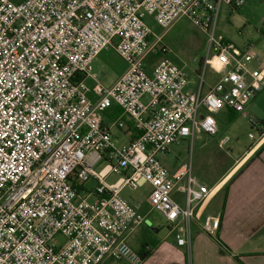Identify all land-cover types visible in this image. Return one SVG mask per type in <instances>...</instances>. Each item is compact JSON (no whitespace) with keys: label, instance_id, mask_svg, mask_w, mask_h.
Instances as JSON below:
<instances>
[{"label":"built area","instance_id":"built-area-1","mask_svg":"<svg viewBox=\"0 0 264 264\" xmlns=\"http://www.w3.org/2000/svg\"><path fill=\"white\" fill-rule=\"evenodd\" d=\"M245 2L0 0V264H143L127 236L146 218L122 192L146 185L151 208L169 226L183 224L176 242L190 250L195 210L212 190L194 175L191 155L172 171L159 156L181 141L193 143L196 131L216 136L212 115L223 108L245 114L260 92L264 68L253 67L254 45L239 47L216 35L221 8L238 10ZM146 17L164 32L187 18L207 35L196 90L165 55L147 70L159 46L167 48ZM111 47L126 62L125 72L111 86H90L94 61ZM212 55L221 74L204 93ZM114 105L122 115L107 125L104 114ZM127 122L134 137L119 147L111 131L127 129ZM111 175L119 177L115 183L107 181ZM91 179L97 186L88 191ZM174 190L185 195L184 208ZM219 225V216H208L203 230L216 236Z\"/></svg>","mask_w":264,"mask_h":264},{"label":"rangeland","instance_id":"rangeland-1","mask_svg":"<svg viewBox=\"0 0 264 264\" xmlns=\"http://www.w3.org/2000/svg\"><path fill=\"white\" fill-rule=\"evenodd\" d=\"M145 21L154 32L155 37L164 34L161 47L167 48V54L161 53L160 56L162 49L159 46L152 59L146 62L147 70L150 71L152 64L159 60L162 55H165L184 69L189 81L188 89L196 90L202 79L201 61L203 62L206 58L207 35L187 18L180 19L166 32L157 25L153 18L146 17ZM216 35L224 37L226 41L239 47L252 43L254 51L259 55V60L255 61L253 65L257 68H259L258 66L261 67L259 63L263 62L264 64V0H246L245 4L238 10L230 9L227 11L226 6H223L216 26ZM126 68V62L111 47L104 50L94 61L92 74L104 73L105 76L101 80V84L107 86L112 84ZM220 74L219 62L212 55L205 70L204 93L210 86L216 84ZM202 111L203 109H201ZM246 112L264 124V84L260 92L248 104ZM243 115H234L227 108H223L222 111L214 115V120L218 124L217 136L199 134L196 135L193 143H190L189 140L181 141L172 146L166 156H159V160L166 168L170 169L184 162H189L191 155L194 175L210 185L260 136V132L252 127L249 117L246 116L248 117L246 118ZM120 131L119 129L112 130L113 140L119 147L128 142V138ZM250 134H253L255 138H251ZM225 137H229L230 141L224 147L219 146V141ZM103 165V163L99 164L96 170H101ZM118 178L116 175H111L107 181L115 183ZM96 186L95 179L85 183V188L88 191L94 190ZM150 190V186L146 185L138 190L127 188L122 192V196L146 218L144 226L142 225L127 236V243L136 252H139L141 244L144 242H148L150 247H154L155 243L150 239L152 237L162 239L168 233L164 218L154 211L148 202ZM175 199L181 207H185L184 195ZM152 228L158 232L153 233L150 230ZM58 240L61 243L64 242L63 237H58ZM103 264L125 263L108 259Z\"/></svg>","mask_w":264,"mask_h":264},{"label":"crops","instance_id":"crops-1","mask_svg":"<svg viewBox=\"0 0 264 264\" xmlns=\"http://www.w3.org/2000/svg\"><path fill=\"white\" fill-rule=\"evenodd\" d=\"M226 10L229 11L230 8L226 6ZM259 64L261 65V67L258 66L259 68H264L263 62ZM104 76V73L94 75L95 79L89 78L87 83L90 86L97 81L101 83ZM120 76L107 86L113 85ZM205 114L207 112L203 109L200 115ZM121 115V109L114 105L105 112L104 122L108 125ZM214 115H212L213 118ZM243 116H248V113L245 112ZM120 132L128 138L126 144L134 137L131 122H127V129ZM259 132L260 136L256 142L239 158H236L219 178L210 185L199 180L212 190V195L195 210L190 229V250L187 246H178L176 242L177 233L184 231L183 224L172 227L164 219L168 233L162 239L155 237L150 239L156 243V248L150 258L143 261V264H264V124ZM199 134L205 133L196 131L194 140ZM176 167L169 170L172 171ZM182 195L184 194L177 190L172 193L174 199ZM208 216L220 217L216 236H210L203 230L204 221ZM150 230L153 233L158 232L154 228ZM147 249L151 248L148 246Z\"/></svg>","mask_w":264,"mask_h":264},{"label":"trees","instance_id":"trees-1","mask_svg":"<svg viewBox=\"0 0 264 264\" xmlns=\"http://www.w3.org/2000/svg\"><path fill=\"white\" fill-rule=\"evenodd\" d=\"M161 53H164V54H166V51H164V49H162L161 50V52H160V56H161ZM163 56V55H162ZM153 57V56H152ZM152 57L151 58H149V59H152ZM201 65H202V61H201ZM233 112V111H232ZM233 114L234 115H237L236 113H234L233 112ZM84 187L82 186V187H80V189H83ZM149 245H148V243L147 242H144L143 244H142V247H141V249H140V251H139V254H140V256L142 257V259H143V261H145V260H147L148 258H150V256L153 254V251L155 250V248H156V243H155V246L154 247H150L149 246V248H151V249H147V247H148Z\"/></svg>","mask_w":264,"mask_h":264}]
</instances>
